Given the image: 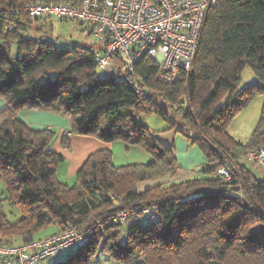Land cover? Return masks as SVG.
Instances as JSON below:
<instances>
[{
	"label": "trees",
	"instance_id": "1",
	"mask_svg": "<svg viewBox=\"0 0 264 264\" xmlns=\"http://www.w3.org/2000/svg\"><path fill=\"white\" fill-rule=\"evenodd\" d=\"M51 1L79 0H0V98L7 102L0 111V180L7 192L0 199V236L22 243L72 225L89 234L88 243L55 264H98L102 256L115 264H264V177L246 162L250 151L264 148V102L247 141L229 132L235 115L264 97V0L211 6L192 68L173 84L158 79L153 60H141L136 77L149 95L135 92L127 71L121 79L99 77L93 47L52 40V16L26 11ZM247 66L256 80L241 87ZM26 107L67 116L73 134L136 145L152 159L116 166L112 151L100 149L67 185L57 177L65 158L50 148L55 132L22 122L18 113ZM141 114L160 116L202 150L207 163L199 177L136 191L140 182L177 168L174 147L141 123ZM223 166L232 181L218 175ZM7 204L19 207L18 220L8 218ZM123 211L132 216L119 224L114 218Z\"/></svg>",
	"mask_w": 264,
	"mask_h": 264
},
{
	"label": "built area",
	"instance_id": "2",
	"mask_svg": "<svg viewBox=\"0 0 264 264\" xmlns=\"http://www.w3.org/2000/svg\"><path fill=\"white\" fill-rule=\"evenodd\" d=\"M218 0H79L34 3L26 11L34 18L56 16L63 21L87 23L96 37L98 68L109 70L117 62L125 66L129 83L140 95H149L139 84L136 65L144 58L158 66V79L177 82L189 72L196 56L200 33L209 8ZM14 24L7 21V29ZM117 72H120L117 69ZM124 71V72H125ZM246 162L255 173L264 169V148L250 151ZM225 181L233 175L225 166L218 169ZM123 211L114 221L123 224L131 217ZM89 234L72 225L47 237L17 242V237L0 236V264H42L67 248H80Z\"/></svg>",
	"mask_w": 264,
	"mask_h": 264
},
{
	"label": "crops",
	"instance_id": "3",
	"mask_svg": "<svg viewBox=\"0 0 264 264\" xmlns=\"http://www.w3.org/2000/svg\"><path fill=\"white\" fill-rule=\"evenodd\" d=\"M87 30L92 34L90 27H87ZM96 47H99L98 42L96 43ZM116 67L121 70L120 66H118L117 59H114L108 71H113ZM116 70L117 69H115V71ZM113 73L117 74V72ZM6 107L7 102L0 98V111ZM18 117L30 128H47L55 132L50 148L55 152L62 153L65 158L60 164L63 167H60V165L58 166L57 177L61 182L70 186L75 183L76 174L89 155L100 149H109L112 151L114 164L116 166L148 163L152 159L145 150L136 145L128 144L123 141L108 143L95 136L73 134L70 118L57 112L26 107L19 111ZM139 118L140 116L138 120H140ZM141 119V123L157 133V137L164 145L173 146L175 149L177 168L175 171L167 173V175L159 179L157 183L172 184L199 177L200 166L207 163V157L202 150L196 145H189L185 133L177 128L168 129L165 123L160 121L154 124L155 127H151L143 118ZM65 139L69 142V147L63 145ZM248 139L249 138H245L240 141L245 142ZM250 166L251 165L248 164V167ZM255 175L259 178H263L264 169H262L260 173H255ZM72 179L74 180L70 183L69 180ZM146 181L139 183L140 185L142 184L141 188L144 183H147ZM148 187L149 186L145 188L148 189ZM140 191L142 190L140 189ZM52 232H55V229H51L49 235L52 234Z\"/></svg>",
	"mask_w": 264,
	"mask_h": 264
},
{
	"label": "rangeland",
	"instance_id": "4",
	"mask_svg": "<svg viewBox=\"0 0 264 264\" xmlns=\"http://www.w3.org/2000/svg\"><path fill=\"white\" fill-rule=\"evenodd\" d=\"M86 26L89 28V25L87 23H82L80 21H71V20L61 21L56 16H52L51 19L48 20L47 29L50 32V38L54 40L61 47H69L74 44H80V45H88L96 50L98 48L96 47V43L98 41L94 36V34L93 33L91 34L87 30ZM118 66H120L121 68L120 72H117V70L115 71V69H118L117 67L114 68L113 71L111 70L110 72L108 70H102L97 67V74L99 75V77L103 78L113 72H117L116 74L117 79L124 78L125 66L122 63L118 64ZM255 80H256V75L254 71L251 69V67L249 66L245 67V69L242 72V80L240 86L243 87L245 85H251ZM159 101L162 102L161 99H159ZM263 102H264V97L258 96L246 108L242 109L240 112H238L235 115L229 128V132L234 138H236L239 141L245 138H250L249 136L252 135L260 119ZM141 118H143V120H145L151 127H155L154 124H156L157 121L165 123L167 127L166 122L156 114H150V115L141 114L139 119L142 120ZM187 142L189 145H192L188 140V138H187ZM60 167L63 166L60 165ZM73 180L74 179L69 180V182L71 183ZM158 180L159 179L147 180L146 181L147 183H144L142 188H141L142 184L137 185L136 191L142 192L145 189H147L145 188L147 186H149L148 188H151L156 184H158L157 183ZM140 189L142 191H140ZM6 194L7 192L3 186L2 181L0 180V199L4 198ZM5 209L8 218L10 220L16 221L20 218L21 211L18 206H9L7 204ZM49 233L50 230H46L44 232L39 233L38 237H43L47 235L49 236ZM75 250L76 248L64 249L55 256L47 258L42 264H55V263L65 262L72 256V254H74ZM98 264H115V263L109 262L105 256H102Z\"/></svg>",
	"mask_w": 264,
	"mask_h": 264
},
{
	"label": "water",
	"instance_id": "5",
	"mask_svg": "<svg viewBox=\"0 0 264 264\" xmlns=\"http://www.w3.org/2000/svg\"><path fill=\"white\" fill-rule=\"evenodd\" d=\"M211 145V147H212V149L217 153V155L220 157V159L221 160H223V161H225V156H224V154L221 152V150L218 148V147H216L215 145H213V144H210ZM121 209H123V207H121Z\"/></svg>",
	"mask_w": 264,
	"mask_h": 264
}]
</instances>
